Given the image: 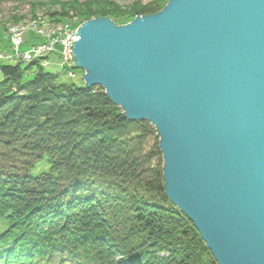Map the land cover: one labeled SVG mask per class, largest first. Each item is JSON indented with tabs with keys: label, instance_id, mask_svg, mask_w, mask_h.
Masks as SVG:
<instances>
[{
	"label": "water",
	"instance_id": "obj_1",
	"mask_svg": "<svg viewBox=\"0 0 264 264\" xmlns=\"http://www.w3.org/2000/svg\"><path fill=\"white\" fill-rule=\"evenodd\" d=\"M76 34L85 86L156 128L166 195L219 264H264V0H169Z\"/></svg>",
	"mask_w": 264,
	"mask_h": 264
},
{
	"label": "trees",
	"instance_id": "obj_2",
	"mask_svg": "<svg viewBox=\"0 0 264 264\" xmlns=\"http://www.w3.org/2000/svg\"><path fill=\"white\" fill-rule=\"evenodd\" d=\"M167 2H137L129 21ZM60 4L49 15L59 22L123 24L100 5ZM162 165L155 127L128 120L102 87L0 61V264H218L167 197ZM128 185L153 198L125 199Z\"/></svg>",
	"mask_w": 264,
	"mask_h": 264
},
{
	"label": "rangeland",
	"instance_id": "obj_3",
	"mask_svg": "<svg viewBox=\"0 0 264 264\" xmlns=\"http://www.w3.org/2000/svg\"><path fill=\"white\" fill-rule=\"evenodd\" d=\"M149 1H151V0H0V61L1 60L4 61L3 60V58H4L3 54L4 53H8L9 51H11V53H12V50H13V53L16 51L17 52L10 59L16 58V54L25 49L21 45V40L23 41L24 44H27V45H29L28 43H30L29 40L33 44H35V42L38 43L41 40H43V41H41L42 45H40L41 46L40 52H42L43 57H47L48 55L50 56V61H51L52 67L48 70H50L53 73L59 74L61 81H65V82H69V83H75V84H79V85H84L85 81L83 78V76H84L83 72L80 70L76 71V74H77L76 77L75 76L69 77L68 74L67 75L64 74L61 67L57 66V64L62 63L64 65L66 63L63 61V59H60L59 58L60 55L55 54V52L53 50H58L61 48V45L56 43L57 38L65 37V35L68 33V31L76 33L79 26L87 20L80 22V19H78V17L74 16L70 19V22L66 21V19L59 22V21H56L58 18L52 19L49 16L50 11H52V12L60 11V9H61L60 2L61 3L64 2L67 4H69L70 2L71 3L74 2L76 4H84L86 6L87 5L90 6L91 4H94L96 6L100 5L101 7L109 8V9H112L113 11H116L117 13H119L122 17L121 20H122L123 24H127V23L132 21V20L129 21V18L131 17V13H132L130 8L137 2H141L144 4V3H147ZM168 2H169V0H168ZM43 3H47V5H43ZM33 8H35V10H34L35 16H33L34 15L33 11H32ZM15 16L16 17H22V19L19 22H13L12 19ZM137 17H139V16H137ZM137 17H135V18H137ZM112 20H114V19H112ZM115 23H116V21H115ZM116 24H118V23H116ZM51 28H53V29H51ZM53 33H54L55 37H57L55 41H54V38L52 36ZM75 36L78 39V34H76ZM27 39H28V43H27ZM46 39L54 41V45L52 48L50 46H45V45H48L47 43L44 42V41H46ZM46 42H48V41H46ZM18 45H20L21 48L18 49ZM12 47L14 49H12ZM46 47L49 49H47ZM34 56H35V54H34ZM17 57H18L17 61H20V58L23 59L24 56L18 55ZM38 60L41 63L43 62V60L40 58H38ZM69 63L75 65L74 62L71 61V57H70ZM51 64H50V66H51ZM136 121H142V120H136ZM145 121H147V120H145ZM157 135H158V133H157ZM158 137H159V135H158ZM159 142H160V137H159ZM162 155H163V153H162ZM162 172H163V179H164V157H163ZM164 185H165V179H164ZM165 192H166V190H165ZM121 193L123 195H125V199L129 198L130 197L129 195L134 196V198L136 197L135 199H138V202L140 204H142L144 200L149 201V199L153 198V195H149L144 190H141L138 187L137 188H134L131 186H129L127 188L124 187L122 189ZM126 196H128V197H126ZM140 200H142V201L140 202ZM172 204L175 207L179 208L173 202H172ZM167 206H169V204H167ZM144 232H145V234H144ZM133 233L137 236V238L139 236L141 237V235H143V236L148 235L143 228H138L136 231H133ZM165 255H166V257H169V254L167 252L159 251V256L163 257ZM178 256L179 255H177V257Z\"/></svg>",
	"mask_w": 264,
	"mask_h": 264
},
{
	"label": "bare ground",
	"instance_id": "obj_4",
	"mask_svg": "<svg viewBox=\"0 0 264 264\" xmlns=\"http://www.w3.org/2000/svg\"><path fill=\"white\" fill-rule=\"evenodd\" d=\"M90 20V19H89ZM133 21V20H132ZM117 25H124V24H117ZM51 29H53V28H51ZM76 33H78V29H77V31H76ZM57 35V34H56ZM52 36H53V38H54V41L56 40V38L57 37H55V35H54V33L52 34ZM52 39V38H51ZM53 40V39H52ZM52 40H49V39H46V41H48V42H46V41H44L45 43H47L48 45H45V46H50L51 48L53 47V45H54V41H52ZM41 41H43V40H41ZM41 41L40 42H35V44H33V43H31V41L29 40V42L30 43H28V39H27V43L29 44V45H27V44H24L23 43V41L21 40V45H22V47L23 48H25L24 50H22L21 52H18L17 54L18 55H23L24 57H23V59H21L20 58V61H17V54H16V58H13V59H10L11 58V55L13 54V56L15 55V53L16 52H14L13 53V50H12V53H11V51H9L8 53H4L3 54V56H4V58H3V60H4V62L5 63H8V64H17L18 62H21V63H23L24 65H28V64H31V63H33V62H40L39 60H38V58H40V59H42L43 60V62L41 63L40 62V64L43 66V67H45V68H47V70L48 69H50L51 67H52V64H51V61H50V56L48 55L47 57H43V55H42V52H40V48H41V46L40 45H42V43H41ZM76 41V40H75ZM73 42H74V40L73 41H71V40H66L64 37H61V38H57V40H56V43L57 44H60L61 45V48L60 49H58V50H53L54 52H55V54H58V55H60V59H63V61L66 63V64H62V63H58L57 64V66H60L61 67V69H62V71H63V73L64 74H68L69 75V77H71V76H75L76 77V71H78V70H80V71H82L83 72V74H85V71L84 70H82V69H79V68H77L76 67V65H73V64H71V63H69V60H70V57H71V61H73L74 62V60H72V54H73V49H71V46L73 45ZM20 44V43H19ZM19 48H21L20 47V45H18V49ZM47 48V47H46ZM12 49H14L13 47H12ZM47 49H49V48H47ZM11 50V49H10ZM33 50V51H32ZM70 51H72V52H70ZM34 54H37V56L35 57L34 56ZM31 56V57H30ZM69 63V64H68ZM50 64H51V66H50ZM75 64V63H74ZM74 67V68H73ZM30 75H31V73H30ZM101 87V86H100ZM103 88V87H102ZM103 90L105 91V89L103 88ZM108 97V96H107ZM182 211V210H181ZM182 213L183 214H185L183 211H182ZM186 215V214H185ZM187 217V216H186ZM188 218V217H187ZM199 231V230H198ZM200 233V232H199ZM201 235V234H200ZM202 237V236H201ZM202 239H203V237H202ZM204 240V239H203ZM205 242V241H204ZM206 243V242H205ZM206 246H207V244H206ZM208 247V246H207ZM209 249V248H208ZM210 250V249H209ZM211 251V250H210ZM212 252V251H211ZM178 253V252H177ZM213 254V253H212ZM214 258H215V256H214ZM215 260H216V258H215ZM217 261V260H216ZM217 263L219 264V262L217 261Z\"/></svg>",
	"mask_w": 264,
	"mask_h": 264
},
{
	"label": "built area",
	"instance_id": "obj_5",
	"mask_svg": "<svg viewBox=\"0 0 264 264\" xmlns=\"http://www.w3.org/2000/svg\"><path fill=\"white\" fill-rule=\"evenodd\" d=\"M76 35V33L75 32H69L68 31V33L65 35V39L66 40H71V41H73V40H76L77 39V37L75 36ZM33 51V50H32ZM17 52V51H16ZM37 56V54H35V57ZM11 57H13V54L11 55ZM31 57V56H30Z\"/></svg>",
	"mask_w": 264,
	"mask_h": 264
}]
</instances>
